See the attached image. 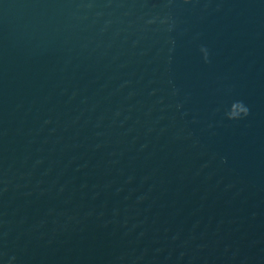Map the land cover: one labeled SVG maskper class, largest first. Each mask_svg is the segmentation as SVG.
<instances>
[{"label":"water","instance_id":"95a60500","mask_svg":"<svg viewBox=\"0 0 264 264\" xmlns=\"http://www.w3.org/2000/svg\"><path fill=\"white\" fill-rule=\"evenodd\" d=\"M0 264H264V0H0Z\"/></svg>","mask_w":264,"mask_h":264},{"label":"clouds","instance_id":"9594fccd","mask_svg":"<svg viewBox=\"0 0 264 264\" xmlns=\"http://www.w3.org/2000/svg\"><path fill=\"white\" fill-rule=\"evenodd\" d=\"M247 113H248V110H247V109H245V115H247Z\"/></svg>","mask_w":264,"mask_h":264}]
</instances>
